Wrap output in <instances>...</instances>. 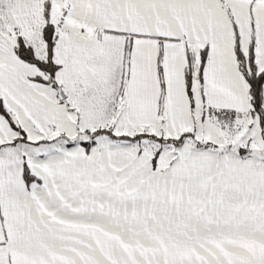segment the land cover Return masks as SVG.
Listing matches in <instances>:
<instances>
[{"label": "snow or ice", "instance_id": "1", "mask_svg": "<svg viewBox=\"0 0 264 264\" xmlns=\"http://www.w3.org/2000/svg\"><path fill=\"white\" fill-rule=\"evenodd\" d=\"M0 264H264V0H0Z\"/></svg>", "mask_w": 264, "mask_h": 264}]
</instances>
